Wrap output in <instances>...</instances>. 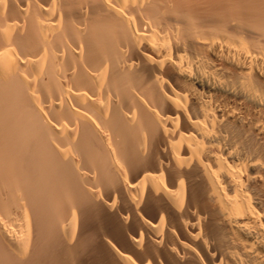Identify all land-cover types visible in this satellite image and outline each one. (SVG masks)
<instances>
[{
    "label": "bare ground",
    "instance_id": "obj_1",
    "mask_svg": "<svg viewBox=\"0 0 264 264\" xmlns=\"http://www.w3.org/2000/svg\"><path fill=\"white\" fill-rule=\"evenodd\" d=\"M0 264H264V0H0Z\"/></svg>",
    "mask_w": 264,
    "mask_h": 264
}]
</instances>
